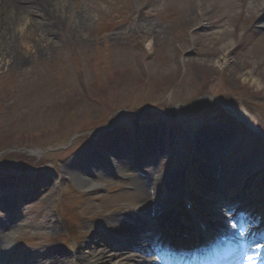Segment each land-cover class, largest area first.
Instances as JSON below:
<instances>
[{"label": "rangeland", "instance_id": "obj_1", "mask_svg": "<svg viewBox=\"0 0 264 264\" xmlns=\"http://www.w3.org/2000/svg\"><path fill=\"white\" fill-rule=\"evenodd\" d=\"M22 1L18 4L32 6L33 11L13 30L11 43H6L0 8V150L11 161L23 153L31 155L38 169L32 177L29 171H20L21 163L10 166L14 171L0 165V204L11 205L0 208V237L9 230L3 218L18 219V212L27 210L25 226L16 236L28 241L16 248L46 251L54 243L69 255L65 264H92L93 246L88 245V235L96 231L92 222L113 211L124 219L128 211H141L139 192L133 194L132 184L146 187L148 199L171 210L173 202L183 203L182 196L166 185L178 171L190 170L187 181L194 192L204 189L198 168L210 163L206 138L227 140L226 147L215 146L220 149L216 158L227 167L242 165L237 181L264 167L262 148L256 144L258 135L264 136L262 0H56L57 27L50 24L43 0ZM104 21L112 25L101 33L98 28ZM46 62H58V68L50 67L54 74L51 69L46 72ZM35 67L39 72L34 76ZM33 77L37 84H31ZM205 84L206 95L217 100L204 103L201 109L208 113L203 114L191 103ZM158 103L163 109L181 104L182 114L173 109L170 116L179 125L187 115L193 125L175 128L166 114L151 120L140 116L139 124L124 117V110L132 115L135 108ZM103 127L114 128L101 135L91 132ZM114 140L127 146L124 172L100 156L103 145ZM17 147L23 152L14 150ZM27 149L29 153L24 152ZM93 157L115 173L90 175L91 182H103L96 190L79 186L72 174L82 167L90 174L87 158ZM148 178L150 184L144 181ZM249 179L256 184V178ZM257 196L235 204L232 219L244 224L240 205ZM255 208L262 215L252 226L264 229V223L259 224L264 222V202ZM63 215L72 222L75 240L59 221L63 223ZM98 236L93 239L97 248L113 241L119 246L108 232ZM10 253L5 256L9 264L14 261ZM126 262L113 258L110 264Z\"/></svg>", "mask_w": 264, "mask_h": 264}, {"label": "bare ground", "instance_id": "obj_2", "mask_svg": "<svg viewBox=\"0 0 264 264\" xmlns=\"http://www.w3.org/2000/svg\"><path fill=\"white\" fill-rule=\"evenodd\" d=\"M0 8L5 15L3 19L4 23V28L3 32L6 34V43H11L13 42V39L15 38L13 36V30H16V26H18L22 21H24L29 13V11L32 10V6L26 5V6H21L18 3L23 2L22 0H0ZM45 2V5L43 6L45 11L49 14L51 17V22L52 27H57L59 26V22L55 21L56 17L58 16L59 19V10L57 8L58 3L56 0H43ZM261 6L263 7L264 11V0L261 2ZM35 14H37L36 11H34ZM1 42H5V40H2ZM5 43V44H6ZM3 45V44H2ZM4 47H1V51L4 52L3 50ZM7 52L10 50V47H5ZM250 125L253 127L254 123L250 122ZM226 141L223 140V142H220L222 145ZM122 140H114V142L110 143H105L101 149V154H103L104 159L102 162L105 163H110L115 169H118L119 171H125V157L123 155V151H126L127 146L123 145ZM209 149V155L214 156L215 153H219V150H216L217 148L214 145H217L216 142H211L209 141L206 143ZM216 156V155H215ZM83 161H86L83 159ZM124 163V166H123ZM91 167V171L89 174V171L86 172L85 169L80 168L77 169V171H72V174L76 176V179L78 180V185L81 187H84L86 189H91V190H96L100 187L103 186V182H95V181H90V175H94L95 172H100L102 176L110 174L109 170H107L104 165H101V161L97 157H93L91 159L87 158V166ZM211 168L215 171L214 173H217V178H214L215 176L210 175V172L205 168L203 169L204 176L206 178V181L212 182V184H216V182L219 180L221 177V171L225 170L227 167L222 166L219 164H213ZM241 170V166H238V168L234 169L235 172ZM213 173V174H214ZM212 174V173H211ZM96 177L98 175H95ZM251 177H248L246 179V182L250 180L249 178L255 179L254 181L256 182L255 186L250 187V182L246 184V186L242 187L244 190V195L249 197V196H256L260 194V196L252 198L250 201L249 207H255L257 206L258 203L264 202V167H261L257 169L256 172L250 175ZM151 181H154L152 178ZM169 184L172 186L173 190L176 192V189H178L177 185L175 182H173V179H168ZM174 183V185H173ZM227 190V189H225ZM139 192V199L142 200L140 205L144 208H146L148 211H152L153 214H158L157 217H153L150 219L146 218L145 216L139 214V213H134L132 216L131 221H121L119 218V214L117 212H111L108 215L105 214V216H102V218H98L96 221V225L101 226L103 228H109L110 230L114 231L115 229L118 230L117 232V237L118 239L122 242V247L118 250H113L108 247H96L95 246V240H96V234H91L88 235V245L93 246V248L90 249V256L92 257V264H110L111 260L113 258H125L128 260L127 264H160L156 259H153L152 257H141L139 254V251L135 247H128V241L130 238L138 237L139 232L145 228L147 236L146 238H151L154 237L155 234H153V227L154 225L158 224V231L157 233L161 236H164L167 234V229L166 227L170 225V222H172V219H170L167 211L165 209L160 210L156 208V204H152L153 202H150V199H145L147 198V195L144 192ZM225 192H219L216 195H211V192H207V199H205L201 204L200 207L206 208V210L212 214L214 223L212 225V230L213 232L217 231H223L224 233L229 232L232 236L231 239H239L240 241H243L246 236V231L245 229H240L238 230L234 224H227L226 222H223V214L220 213L218 210L219 208L214 207L213 205H210L211 202L216 201L213 204H217L221 206V202L219 201L220 199H223L225 197ZM241 194V191L238 190L236 191L233 195H227L224 199H230L231 200V205L230 207H233L234 204L237 202L239 199L238 195ZM144 196V197H143ZM202 198V195H200ZM204 199V198H203ZM225 205H222L220 209H223ZM229 207V208H230ZM197 207L195 206V211L197 212ZM191 218V214L186 212L184 210L183 212V217L182 221L189 220ZM169 223V224H168ZM149 233L151 236H149ZM145 238V239H146ZM12 239H13V232L8 233L4 236V239L0 241V257L6 252V249L11 247L12 245ZM95 239V240H93ZM98 239V238H97ZM253 242V241H252ZM49 249L46 252L40 253V252H35V251H23L20 253L18 260L14 264H55L59 263L64 259V253L61 252L59 248H56L55 245H51L48 247ZM153 251H155V248L151 246ZM185 249L184 244H180V242H176L175 245L172 248H166V255L167 259H164V262L167 261L168 263L173 264L172 262L175 261V264H179L178 262V256L179 253L182 254ZM173 250V254H170L169 251ZM256 249H253L252 251H255ZM258 250V249H257ZM263 250L264 249H260ZM163 251V253H165ZM264 254V253H263ZM253 255V254H252ZM233 256V254L231 255ZM139 257V258H136ZM190 264V261L185 259L183 264ZM204 264V263H203Z\"/></svg>", "mask_w": 264, "mask_h": 264}]
</instances>
